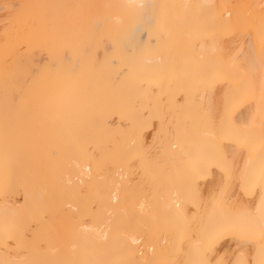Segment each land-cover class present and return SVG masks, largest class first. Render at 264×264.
Here are the masks:
<instances>
[{
    "label": "bare ground",
    "instance_id": "obj_1",
    "mask_svg": "<svg viewBox=\"0 0 264 264\" xmlns=\"http://www.w3.org/2000/svg\"><path fill=\"white\" fill-rule=\"evenodd\" d=\"M0 264H264V0H0Z\"/></svg>",
    "mask_w": 264,
    "mask_h": 264
}]
</instances>
